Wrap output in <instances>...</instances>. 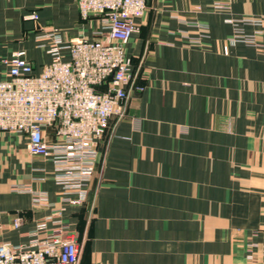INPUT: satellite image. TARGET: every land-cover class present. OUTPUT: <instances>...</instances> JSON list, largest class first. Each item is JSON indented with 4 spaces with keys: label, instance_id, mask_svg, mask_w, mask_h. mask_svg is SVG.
I'll use <instances>...</instances> for the list:
<instances>
[{
    "label": "crops",
    "instance_id": "obj_1",
    "mask_svg": "<svg viewBox=\"0 0 264 264\" xmlns=\"http://www.w3.org/2000/svg\"><path fill=\"white\" fill-rule=\"evenodd\" d=\"M146 2L125 43L142 90L99 142L84 206L62 202L53 163L29 154L27 136L0 133V244H28L63 208L86 241L80 264H264V0ZM100 19L83 20L75 0H0V80L16 51L37 74L50 63L41 28L68 42L101 39ZM240 19L255 45H227ZM17 186L46 193L49 206Z\"/></svg>",
    "mask_w": 264,
    "mask_h": 264
},
{
    "label": "built area",
    "instance_id": "obj_2",
    "mask_svg": "<svg viewBox=\"0 0 264 264\" xmlns=\"http://www.w3.org/2000/svg\"><path fill=\"white\" fill-rule=\"evenodd\" d=\"M83 20L100 15L103 38L81 37L66 41L53 26L41 28L36 36L39 49L51 57L40 73L20 50L2 60L6 78L0 80V133L27 136L30 155L53 163V179L63 193L62 202L82 204L86 186L98 161L97 146L112 119L126 116L134 87V71L125 43L137 30V21L147 11L146 0H75ZM217 7H226L225 4ZM29 19L38 21L33 12ZM249 20L236 22L230 46L255 45L243 34ZM52 128L54 139H45ZM31 192L34 205L49 206L46 193ZM63 208H52L49 216L36 224L25 245L0 244V264H79L80 245L70 226L63 221ZM24 219L16 217L19 229Z\"/></svg>",
    "mask_w": 264,
    "mask_h": 264
},
{
    "label": "rangeland",
    "instance_id": "obj_3",
    "mask_svg": "<svg viewBox=\"0 0 264 264\" xmlns=\"http://www.w3.org/2000/svg\"><path fill=\"white\" fill-rule=\"evenodd\" d=\"M240 20H249V19H240ZM239 20H231V23L232 24H236V22H238ZM250 21V20H249ZM233 36V35H232ZM228 42V41H227ZM228 46H230L229 45V43L227 44ZM226 49H228V47H226ZM131 64V63H130ZM132 66V65H131ZM133 71H134V69H133ZM134 76H135V80H136V84H137V75L134 73ZM135 80H134V83H135ZM142 87L141 86H139L138 84L137 85H134V87H133V89H132V92L131 93H133V91H135V89L138 91V90H142L141 89ZM129 102V101H128ZM126 116H127V113H128V104H127V109H126ZM125 116V117H126ZM124 119V118H123ZM137 121V120H136ZM49 141V140H48ZM27 144H28V141H27ZM97 149H98V146H97ZM98 153H99V151H98ZM99 158V157H98ZM97 165V164H96ZM95 169H96V167H95ZM94 173H95V171H94ZM93 176H94V174H93ZM93 178V177H92ZM92 180V179H91ZM91 180H90V182H91ZM90 182L87 184V186H86V191H87V198H86V200L82 203V204H79V205H77V206H84L86 203H87V200H88V185L90 184ZM74 206H76V205H74ZM90 208H93V206L91 205V207ZM93 211V209L87 214V220H92L93 219V217L95 216V214L92 212ZM63 214H64V212H63ZM64 221V220H63ZM66 223V222H65ZM67 224L70 226V228H71V230L72 231H74V233L76 234V236H77V241H78V244L80 245V249H81V251H80V260H79V264L81 263V261H82V258H83V255H84V252H85V249H86V241L85 242H80L79 241V239H78V237H79V234H80V230L77 228V226H75L73 223H70V222H67ZM255 236H258V234L256 233V232H254L253 233V235L251 236V237H255ZM252 240L250 239V242H251ZM248 243V245H250L251 243ZM248 251H249V249H248ZM254 255H255V251H253L252 249L250 250V255H249V258H252V257H254Z\"/></svg>",
    "mask_w": 264,
    "mask_h": 264
}]
</instances>
